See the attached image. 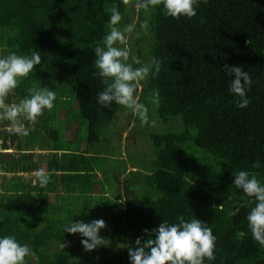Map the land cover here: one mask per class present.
Segmentation results:
<instances>
[{
    "label": "trees",
    "instance_id": "16d2710c",
    "mask_svg": "<svg viewBox=\"0 0 264 264\" xmlns=\"http://www.w3.org/2000/svg\"><path fill=\"white\" fill-rule=\"evenodd\" d=\"M134 4H140L138 13H134ZM144 4L145 0H0V58L11 52L41 55V62L19 80L4 103L18 104L32 88L56 92L54 107L44 109L55 124L50 131L42 125L44 117L38 116L33 123L22 114L28 132L22 140L14 136L10 121L0 119L1 140L15 141L18 150L30 142L53 151L48 155L46 186L41 187L37 178L33 186L18 177L0 182V236L11 235L27 244L36 264H130L128 248L137 237L143 243L160 222L195 217L207 223L215 236V260L205 259L204 264H264V247L252 238L246 220L255 201L232 184V173L239 170L256 173L264 184V0H198L191 19H173L163 14L162 4ZM114 5L121 14L116 25L121 31L132 24L129 16L138 18L134 29L139 36L133 44L138 46L136 56L131 50L126 62L160 61L155 78L150 74L139 81L134 95L140 86L138 101L142 102L158 90L157 118L172 128L150 135L154 148L150 174L130 169L128 176L139 174V187L124 177L125 189L137 191L135 200L122 203L117 192L114 205L109 206L100 190L103 180L98 174L102 179L103 175L87 149L100 143L103 130L118 112L129 123L135 117L124 106L104 107L96 102L105 85L96 75L93 49L109 31ZM114 46L120 47L118 43ZM224 65L242 66L249 73L252 85L246 93V108L236 107L238 97L228 90L231 77L223 72ZM70 98L85 124L86 147L81 152L68 150L60 139L65 126L58 122L64 114H57L55 108L66 106ZM178 123L181 130H176ZM123 131L117 132L120 140ZM8 157L5 160L0 153V170L30 172L27 161L15 162L12 154ZM254 162L260 167H252ZM55 172L61 173L58 181ZM118 184L117 179V189ZM78 194L84 196L82 214L64 220L62 201L75 200ZM100 195L101 201L92 206L91 198ZM100 218L106 226L99 234L124 245L123 251L114 255L104 245L102 254L85 252L76 260L70 244L76 234L64 233V226L71 220L87 223ZM50 240L68 241L69 245L46 258L39 249Z\"/></svg>",
    "mask_w": 264,
    "mask_h": 264
},
{
    "label": "clouds",
    "instance_id": "9594fccd",
    "mask_svg": "<svg viewBox=\"0 0 264 264\" xmlns=\"http://www.w3.org/2000/svg\"><path fill=\"white\" fill-rule=\"evenodd\" d=\"M197 3L198 0H145L143 6L162 4L165 16L173 19L180 17L191 19L196 15ZM120 21L121 14L114 5L110 9L109 31L93 49L96 57V75L105 85L97 93L96 102L104 107L112 103L124 106L143 123H147L148 108L136 99L135 86L150 74L155 78L160 69V61L154 58L150 64L145 65L134 59L132 63H127L129 51L114 45L117 42L123 43L124 33L132 32L135 25L129 24L121 31L116 27ZM145 26L146 22L140 25L141 28ZM40 62L41 55L36 51L30 56L11 52L0 58V119L10 121L12 131L15 133L28 134L24 124L18 120L22 114L34 123L44 109L51 110L54 107L56 92L46 87L30 89L29 95L18 104L4 103L5 97L17 87L19 80L27 77ZM134 64L140 66L134 67ZM223 72L231 77L228 90L238 97L236 107L246 108L249 103L246 93L252 85L249 73L242 66L228 65L223 66ZM158 100V90H153L151 103L154 106L158 105ZM252 167H260L259 162H254ZM232 175L234 177L232 184L242 190L245 197H251L255 201L246 220L252 238L264 247V184L257 179L256 173H249L246 170H239ZM35 176L41 187L48 184L49 175L43 170H37ZM235 214L236 212L232 213ZM105 226L102 218L87 223L71 220L64 226L63 231L78 234L82 248L90 252L104 246L106 239L99 233ZM144 231L149 232L148 229ZM63 247L64 244L61 245V248ZM214 247L215 236L207 223L195 217L190 220L179 217L177 223L160 222L143 243L141 238L137 237L134 246L128 248V256L130 264H204L205 259L209 262L215 260ZM28 256L34 257V253L27 244L18 242L11 235L0 236V264H26L25 258Z\"/></svg>",
    "mask_w": 264,
    "mask_h": 264
},
{
    "label": "rangeland",
    "instance_id": "374dc122",
    "mask_svg": "<svg viewBox=\"0 0 264 264\" xmlns=\"http://www.w3.org/2000/svg\"><path fill=\"white\" fill-rule=\"evenodd\" d=\"M139 7L140 4L133 5L134 13L139 12ZM126 16H124V18ZM128 19H131L133 21V25H135V23H137L138 21L136 15H133V17L129 16ZM138 36L139 32H137L136 29H133V31L130 33H124V42L122 43L123 48H126L129 52L132 50L133 57L136 56V50L138 47L133 44H135V38H137ZM117 43L120 47H122L120 42ZM140 91L141 87L137 86L135 94L137 100L139 99ZM70 99V102L66 106L63 103L62 108H55V112L57 114H64V118L58 122V124H62L65 126L64 133L60 132L62 135L60 139L66 142V147L69 148L68 150L74 151L75 148H78L77 150L81 152L86 147L85 124L78 117L73 98ZM141 103H144L148 108L149 120L147 123H143L137 116H135L134 118L132 116L131 119L133 118V120L129 123V121L127 119L125 120L122 114H119L118 112L113 122L103 130L104 132L101 136L100 143L87 149L88 154L95 159L94 164L96 168L98 169L100 174L103 175V179L98 175L100 177V181L103 180V183H100V190L104 192V197L106 198L104 199V202L109 206L114 205V196L117 194V192L122 195V203L126 204L128 200L129 202L135 200L133 193H137V191L125 189L124 185L126 181H132L133 187H139V174L136 176H128V173L132 172L129 169L133 168L141 172L142 174H150L151 164L154 160V148L150 142V135L155 133L168 132L170 131L169 127L172 128V125L169 124L168 126H164L161 124V121L158 120L156 115V106L151 103V97L143 98ZM44 118V124L47 127V131H50V128L54 129L55 124L52 119L48 118L47 115H44ZM39 119H42V117ZM18 120L22 121V123L24 122L21 116L18 117ZM28 129L30 130L31 127H28ZM67 129H69L68 132H66ZM76 129L78 130L76 131ZM122 130L124 131L122 132L120 140L117 132H120ZM176 130H181V124L178 123V128ZM14 136L22 140L28 138L26 137V135L19 133H16ZM42 139H44V137H42ZM27 143H29L30 145L26 148H33V146H31L32 143ZM41 167L42 168L39 170L45 171L44 166L41 165ZM124 177H127L126 181ZM117 179L119 182L118 189ZM31 183L34 182L32 181ZM129 188H131V186H129ZM78 195L80 196V200H82L84 196H82L81 194ZM79 196L77 198H79ZM102 196L103 195L96 196L95 198L92 197V206L99 203L101 201L100 197ZM73 201L74 200L72 199H68V201H65L64 199V201H62L64 202L62 206V209L64 210L62 218H64V220L70 217L75 218L76 216L82 214L81 205L83 201L76 200V203L78 202L79 204L72 205ZM53 202L57 201L54 200ZM62 244H64L63 248H61ZM70 244L73 246L74 258L76 260L84 256L85 252L86 254L92 253V251H85L82 248L80 244V237L78 234H76V236L70 240ZM68 245V241H62L60 243L54 240H50L48 242V245L39 249V254L43 257L50 258L55 252L65 250ZM104 245L108 246L109 252H112L114 255H117L118 252H122L124 249V245H119L116 241L110 239H107ZM104 249L105 246L97 248L93 251L96 252V254L100 251V254H102ZM96 254L93 253L94 256ZM28 258L29 260L26 261V264L37 263L35 255L34 257L28 256L27 259Z\"/></svg>",
    "mask_w": 264,
    "mask_h": 264
},
{
    "label": "crops",
    "instance_id": "0c3cea01",
    "mask_svg": "<svg viewBox=\"0 0 264 264\" xmlns=\"http://www.w3.org/2000/svg\"><path fill=\"white\" fill-rule=\"evenodd\" d=\"M44 115H47L46 110H43L42 114L40 116L44 117ZM42 125L43 126L45 125L44 122L42 123ZM1 129L2 128L0 127V132H1ZM5 129H10V128H5ZM3 145H5L7 147H4ZM15 145H16V143L13 140L12 141H10V140L3 141L0 139V153H2L5 156V160H8L9 159L8 155L12 154V155H14L15 162H17V161L21 162L24 160V163H26V161H27V163H28L27 166L30 169V172L29 171L22 172V170H14V172H3V170H0V182H6L12 177H18V179H19L18 181L22 180L23 182H26L30 186H33L36 184V181H37L36 176H35V172L42 168L41 165H43L44 170L47 171L46 168H47V164L49 162V161H47L48 155L50 153H52L53 151L47 145H44V146L42 145V147H41V146H38L37 144L32 143L31 146H33V148H24V149L22 148V150H20V149L18 150L15 147ZM5 148H7V149H5ZM6 150H8V151H6ZM15 150L18 153L15 152ZM42 157H44V158H42ZM60 174L61 173H59V172H55V180L56 181H58ZM2 176H5L6 179L5 180L2 179ZM7 176H9V177H7ZM30 181L31 182L33 181L34 183H31ZM52 197H53V195H52ZM74 197H76V195ZM54 200H55V198H51V202H53ZM76 200L77 201H83V199L80 200V197H79L72 202V205H78L79 204L78 202L76 203ZM86 203H88L87 200H86ZM83 205L84 204L82 203L81 207Z\"/></svg>",
    "mask_w": 264,
    "mask_h": 264
}]
</instances>
